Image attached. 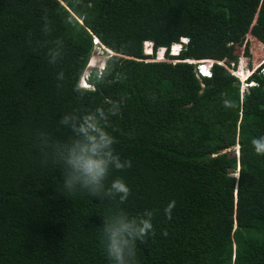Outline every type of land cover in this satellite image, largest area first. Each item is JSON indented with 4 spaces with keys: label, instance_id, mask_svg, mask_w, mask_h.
<instances>
[{
    "label": "trees",
    "instance_id": "1",
    "mask_svg": "<svg viewBox=\"0 0 264 264\" xmlns=\"http://www.w3.org/2000/svg\"><path fill=\"white\" fill-rule=\"evenodd\" d=\"M247 35L264 46V0H0V264H109L102 220L153 210L135 264H264V63L245 91L229 71ZM89 112L131 163L106 182L123 203L63 187L57 122Z\"/></svg>",
    "mask_w": 264,
    "mask_h": 264
},
{
    "label": "clouds",
    "instance_id": "2",
    "mask_svg": "<svg viewBox=\"0 0 264 264\" xmlns=\"http://www.w3.org/2000/svg\"><path fill=\"white\" fill-rule=\"evenodd\" d=\"M93 43L96 46H101L96 39L93 40ZM102 49L108 55L112 54L103 47ZM149 51L146 54L151 56V47ZM160 53L163 58L164 51H160ZM49 63L54 64L55 57L51 58ZM206 63H208V67H205L206 73L201 75L202 77H210L211 75V66L213 65L210 64L211 62L201 61L197 69L201 65L205 66ZM103 66L104 64L101 68ZM251 74H248L244 80L245 84L249 86L254 84L250 81ZM235 77L240 80L237 76ZM57 78L63 79V73H60ZM80 85L85 89L89 87L85 78L81 80ZM77 90L82 91L81 89ZM96 113H99L103 120H108L104 109L97 108ZM117 113L118 110H111L110 116H115ZM70 121L73 122L70 123ZM57 123L58 126L70 127L74 134L65 151L57 159V162L63 167L64 189L69 194L85 191L96 198H101L103 192L110 199L118 197L121 203L126 201L130 195V188L122 178L113 179L110 184H106L113 170H123L131 166L130 161H122L119 154L116 153L114 148L116 139L108 130L110 124L102 123L97 115L92 112L72 117L64 114L61 115ZM252 146L257 154L264 155V136L253 139ZM236 151L238 155V150ZM234 177L237 178L238 176L234 174ZM174 205L175 202L173 201L165 209V215L169 219H171V210ZM153 214L154 210L145 212L142 217L130 218L125 213L120 217L102 220V245L109 264H135L137 241L144 242L146 237L153 232L151 222Z\"/></svg>",
    "mask_w": 264,
    "mask_h": 264
},
{
    "label": "rangeland",
    "instance_id": "3",
    "mask_svg": "<svg viewBox=\"0 0 264 264\" xmlns=\"http://www.w3.org/2000/svg\"><path fill=\"white\" fill-rule=\"evenodd\" d=\"M246 45V46H245ZM242 46H237L235 49V54L237 55V64L236 69L234 67L229 68V71L234 75L240 78L239 82L241 85V91L246 90L247 84H245L244 80L247 75L252 73L257 68H259L264 63V46L255 38L250 35L246 36V44ZM150 44H146L144 46L145 53H149ZM108 55L101 46H96L94 48V52L90 58L88 63L89 68L99 67L107 60ZM155 60H165L162 58V55L159 53L158 56H155ZM205 67H208V63L204 64ZM247 70L249 71L247 73ZM87 74V73H86ZM237 152V151H236ZM237 171V170H236ZM235 173V172H234ZM233 173V175H234ZM236 174V173H235ZM237 175V174H236Z\"/></svg>",
    "mask_w": 264,
    "mask_h": 264
},
{
    "label": "built area",
    "instance_id": "4",
    "mask_svg": "<svg viewBox=\"0 0 264 264\" xmlns=\"http://www.w3.org/2000/svg\"><path fill=\"white\" fill-rule=\"evenodd\" d=\"M211 63L210 64H212V63H214L215 61H210ZM218 63V62H217ZM205 73H206V68H205V66H200L199 67V69H197V74L199 75V76H203V75H205Z\"/></svg>",
    "mask_w": 264,
    "mask_h": 264
},
{
    "label": "bare ground",
    "instance_id": "5",
    "mask_svg": "<svg viewBox=\"0 0 264 264\" xmlns=\"http://www.w3.org/2000/svg\"><path fill=\"white\" fill-rule=\"evenodd\" d=\"M184 42H186L185 40H184ZM173 54H175L176 52H177V50H178V46L176 45L175 47H173ZM108 53H110V51H108V50H106ZM161 54V53H160ZM205 61H208V60H205Z\"/></svg>",
    "mask_w": 264,
    "mask_h": 264
},
{
    "label": "water",
    "instance_id": "6",
    "mask_svg": "<svg viewBox=\"0 0 264 264\" xmlns=\"http://www.w3.org/2000/svg\"><path fill=\"white\" fill-rule=\"evenodd\" d=\"M238 170H239V165H238Z\"/></svg>",
    "mask_w": 264,
    "mask_h": 264
}]
</instances>
